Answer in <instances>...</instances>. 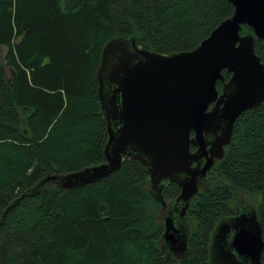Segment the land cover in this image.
Returning a JSON list of instances; mask_svg holds the SVG:
<instances>
[{"label":"trees","instance_id":"trees-1","mask_svg":"<svg viewBox=\"0 0 264 264\" xmlns=\"http://www.w3.org/2000/svg\"><path fill=\"white\" fill-rule=\"evenodd\" d=\"M232 12L227 0H0V264H175L157 246L159 202L139 162L123 157L117 171L67 191L27 190L56 169L104 160L96 71L105 42L131 35L157 52L190 50ZM255 52L264 63L263 40ZM218 168L258 196L264 239V101L237 117ZM229 185L214 180L193 198L181 264H210V233L234 212ZM178 190L172 183L166 194Z\"/></svg>","mask_w":264,"mask_h":264},{"label":"water","instance_id":"water-1","mask_svg":"<svg viewBox=\"0 0 264 264\" xmlns=\"http://www.w3.org/2000/svg\"><path fill=\"white\" fill-rule=\"evenodd\" d=\"M227 1L232 14L193 49L161 53L139 45L131 35L105 42L96 71L107 129L104 160L68 172L56 169L27 192L34 194L45 186L61 191L85 186L117 171L123 157L133 159L147 173L144 185L161 205L155 217L163 228L157 246L166 262L181 264L192 235L188 212L193 198L209 188V172L229 185L218 163L231 141L234 122L264 101V63L255 52V42L264 41V0ZM224 70L230 74L228 80ZM217 82L222 83L220 89ZM190 144L197 149L192 152ZM171 182L180 192L167 200L164 189ZM230 187L236 194L234 214L215 223L209 262L263 264L257 210L246 202L245 193ZM17 202L18 198L2 216Z\"/></svg>","mask_w":264,"mask_h":264},{"label":"flooded vegetation","instance_id":"flooded-vegetation-1","mask_svg":"<svg viewBox=\"0 0 264 264\" xmlns=\"http://www.w3.org/2000/svg\"><path fill=\"white\" fill-rule=\"evenodd\" d=\"M229 76H230V74H229ZM229 78V77H228ZM228 78L227 79H225V80H228ZM221 82H220V85H219V87H217V88H219L220 89V87H221ZM191 136H193V132H191ZM197 149V146H195V145H193V144H190V150L193 152L194 150H196ZM195 163H193V165H194ZM208 175L210 176V185H211V183L214 181V180H216V181H219L216 177H214V175L211 173V172H209L208 173ZM173 182H171V183H169L167 186H166V188L164 189V197L167 199V200H172V199H174V198H176L177 197V195L179 194V192H180V188H179V190H178V193H176V194H174L173 196H167V194H166V190H167V188L172 184ZM175 184V183H174ZM177 185V184H176ZM178 186V185H177ZM179 187V186H178ZM235 205H234V208L233 209H235V206H236V202L234 203ZM160 207H161V205H160V203H159V208H158V210L160 209ZM157 210V211H158ZM232 214H234V212L233 213H230L229 214V216H231ZM162 231H163V228H162Z\"/></svg>","mask_w":264,"mask_h":264},{"label":"rangeland","instance_id":"rangeland-1","mask_svg":"<svg viewBox=\"0 0 264 264\" xmlns=\"http://www.w3.org/2000/svg\"><path fill=\"white\" fill-rule=\"evenodd\" d=\"M5 51H6V48L3 46H0V60L3 64H4L3 55ZM5 71H6L7 76L11 74V70L6 66H5ZM244 199L246 200L247 203L255 205L257 203L258 196L257 195H245Z\"/></svg>","mask_w":264,"mask_h":264}]
</instances>
